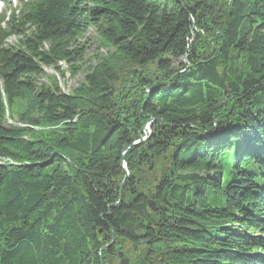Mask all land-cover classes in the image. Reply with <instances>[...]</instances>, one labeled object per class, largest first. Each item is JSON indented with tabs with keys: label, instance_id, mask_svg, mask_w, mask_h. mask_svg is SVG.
I'll return each mask as SVG.
<instances>
[{
	"label": "trees",
	"instance_id": "1",
	"mask_svg": "<svg viewBox=\"0 0 264 264\" xmlns=\"http://www.w3.org/2000/svg\"><path fill=\"white\" fill-rule=\"evenodd\" d=\"M88 28L125 74L101 56L77 92L39 83L80 69ZM126 256L264 264V0H19L0 15V264Z\"/></svg>",
	"mask_w": 264,
	"mask_h": 264
},
{
	"label": "rangeland",
	"instance_id": "2",
	"mask_svg": "<svg viewBox=\"0 0 264 264\" xmlns=\"http://www.w3.org/2000/svg\"><path fill=\"white\" fill-rule=\"evenodd\" d=\"M225 1L229 2L230 0H225ZM17 4H18L17 0H10L9 3L3 6L5 10H8L14 8ZM84 37L88 40L89 43L87 44L88 47L84 53V61L83 63L80 64L81 67L80 69H78V71L75 72L73 66L67 65L65 63H59L58 70L55 69L54 67H43V75L38 78V82L42 83V85H50L51 84L50 77H55V79L57 80V84L62 91L77 92V90L81 89L82 85L84 84L83 82H84L85 72L89 68H94L95 66H97L99 62L98 58L100 59L101 56H104L109 61H111L109 62V64L111 66H115V68H117L118 71L120 70L122 75L125 74L129 66L124 60L115 57V53H114V59L111 60L110 58H108L105 49L97 50L98 38L96 37V34L94 33V30L92 28H88L85 31ZM15 42H16V37L14 36H11L5 40V43L10 45L14 44ZM149 130L150 127L149 124L147 123L144 125L143 129L141 130L142 132L141 136L136 141L140 139L141 141L145 140L150 133ZM123 161H122V165H124L126 168V165L123 163ZM135 251H137L136 247H135ZM124 261L127 262L128 264L130 262V258L126 256Z\"/></svg>",
	"mask_w": 264,
	"mask_h": 264
},
{
	"label": "water",
	"instance_id": "3",
	"mask_svg": "<svg viewBox=\"0 0 264 264\" xmlns=\"http://www.w3.org/2000/svg\"><path fill=\"white\" fill-rule=\"evenodd\" d=\"M140 141H141V139L138 140V141H134V142H132L128 147H130V146H132V145H136V144L140 143ZM125 151H126V149L124 150V152H125ZM121 161H123V157H122ZM122 168L124 169L125 174H124L123 180H122V182H121V184H120V187H119V199H118V201H117L114 205H118L119 202L122 200V188H123L124 183H125V181H126V178H127V176H128V171L126 170V168H125L124 165H122ZM114 241H115V238H114V234L112 233V235H111V240H110L106 245H104V246L102 247V249L105 250V249L109 248V247L114 243ZM145 243H146L145 241L142 242V244H145ZM119 264H127V262H125L123 259H121V261H120Z\"/></svg>",
	"mask_w": 264,
	"mask_h": 264
}]
</instances>
